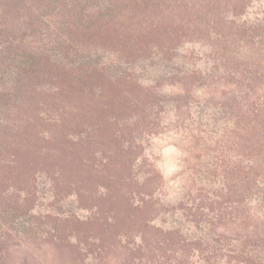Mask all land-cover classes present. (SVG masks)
<instances>
[{"label": "trees", "instance_id": "trees-1", "mask_svg": "<svg viewBox=\"0 0 264 264\" xmlns=\"http://www.w3.org/2000/svg\"><path fill=\"white\" fill-rule=\"evenodd\" d=\"M254 1L0 0V264L14 247L23 264H264V22L240 19ZM192 41L215 74L156 73L173 92L135 74ZM181 129L206 152L165 203L146 143ZM43 187L88 215L34 212ZM168 212L190 225L155 222Z\"/></svg>", "mask_w": 264, "mask_h": 264}, {"label": "rangeland", "instance_id": "rangeland-1", "mask_svg": "<svg viewBox=\"0 0 264 264\" xmlns=\"http://www.w3.org/2000/svg\"><path fill=\"white\" fill-rule=\"evenodd\" d=\"M264 1H254L246 10L240 19L248 22L262 21L264 15ZM175 63L167 61H142L136 63L134 72L143 82L155 85L163 92H173L178 86L172 83H165L160 78H154L156 73L175 72L180 69L182 72L191 70L201 71L204 75L217 72L216 62L211 58V49L208 45L192 41L186 42L176 50ZM212 111L204 109V120L210 118ZM206 152L198 143L193 142L188 130H168L157 136L148 139L145 148V156L151 160L161 171L164 177V185L159 195L165 203H177L183 196L186 189V183L190 178H197L196 166L200 163L201 153ZM207 154V153H206ZM203 159V158H202ZM206 159V157L204 158ZM51 194L43 187L40 192V198L34 208L36 213L52 212L59 214L74 213L80 217L88 215V211L76 207L72 197L63 199L60 204L53 207L50 204ZM55 207L57 209H55ZM155 222L164 227L181 226L187 229L189 221L181 217L178 213H167L159 215ZM9 260L13 264H23V259L27 254L26 248L14 247L9 252ZM40 257H36V260ZM46 259V258H45ZM34 264H47L43 259Z\"/></svg>", "mask_w": 264, "mask_h": 264}]
</instances>
